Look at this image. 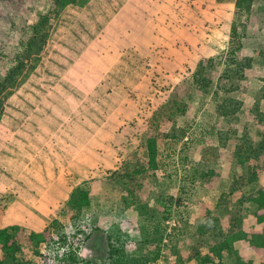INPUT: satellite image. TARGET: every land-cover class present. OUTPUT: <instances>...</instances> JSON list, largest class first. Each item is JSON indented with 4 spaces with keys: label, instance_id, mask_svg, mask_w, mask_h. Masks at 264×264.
<instances>
[{
    "label": "rangeland",
    "instance_id": "374dc122",
    "mask_svg": "<svg viewBox=\"0 0 264 264\" xmlns=\"http://www.w3.org/2000/svg\"><path fill=\"white\" fill-rule=\"evenodd\" d=\"M91 1L83 7L70 5L57 21L51 20L41 62L8 98L0 122V228L19 225L28 235L35 230L18 223L41 215L34 197L53 186L62 199L51 205L49 216L65 226L66 243L56 241L60 236L54 233V242L41 255L23 244L20 262L109 263L104 225L124 231L130 248L122 251L129 255L149 259L159 248L154 264H187L190 247L215 242L216 234L202 231L208 212L214 229L226 228L235 213L245 231L259 229L252 215L256 206L246 200L264 187V149L242 170L254 168L256 179L231 196L233 171L225 157L239 140L249 138L258 149L264 137L258 115L264 114V0L253 1L251 14L237 11L236 0H143V12L149 14L153 5L157 15L144 44L138 41L143 31L124 30V0ZM51 6L52 0H0V77L26 39L21 29L36 23ZM88 20L92 27L86 26ZM233 23L243 25H238L235 60L253 59L240 79L233 75L240 64L225 61ZM201 64L210 71L208 88L195 77ZM232 87L229 97L241 108L222 115L218 108ZM183 103L187 113L162 116L158 126L152 124L157 111L163 108L173 116ZM152 137L156 171L138 191L144 213L123 208L121 194L129 187L121 175L123 165L146 159L145 142ZM209 168L217 172L215 187L200 176ZM77 185L88 189L91 202L76 228H70L68 216L60 212L65 195ZM74 247L78 257L68 262L65 249ZM235 247L243 258L259 264L260 256L249 250L246 240ZM222 263L232 264L233 258L225 256Z\"/></svg>",
    "mask_w": 264,
    "mask_h": 264
},
{
    "label": "trees",
    "instance_id": "16d2710c",
    "mask_svg": "<svg viewBox=\"0 0 264 264\" xmlns=\"http://www.w3.org/2000/svg\"><path fill=\"white\" fill-rule=\"evenodd\" d=\"M89 1L90 0H52V6L46 14L41 15L36 23L24 26L23 29H21L25 30L24 35L22 36L26 37V39L20 41L19 47L14 51L15 53L11 66L6 68L4 74L0 77V122L8 98H10V96H12L22 84L27 81L41 62L42 53L48 39L51 37V30H53V26H51L50 23L51 20L57 21L68 6L74 5L83 7ZM253 1L254 0H236L235 8L237 11L245 13L249 12L251 14ZM238 25L243 28V25L240 23H233L230 27L231 46L225 61L229 65L232 63L240 64L237 69L235 68L233 70V75L240 79L243 78V75H241V72L244 70L243 68L250 67L253 59L251 56H245L238 62L235 60L236 53L240 49ZM209 74L210 71L206 68V65H199V68L195 72V77H199L197 82L203 83L206 88H208L210 81ZM206 88L204 87V89ZM233 90L234 87H232V89L228 88L226 90L227 92H224V94H226V100L218 108V113L227 115L231 112L236 113L241 108L240 103H234L233 98L229 97V94ZM260 93L261 98H264V85ZM186 106L187 105L183 103L182 106L176 108L175 110L180 111V113L175 111L173 116L172 112L169 115V113L163 112L162 108L157 111L158 113L153 115L152 124L158 126L157 121H159L162 116L168 119H173L175 116H181L182 114L187 113ZM256 109L258 110V107H256ZM258 115L264 122V114L258 113ZM239 143L241 145L239 144L232 148V150L226 152L227 154L225 157L227 161L230 162L231 171H233V175L231 176L233 181V191L229 194L230 196L237 194L238 192L240 193L241 187L256 179L254 168L249 171L247 169L244 173H242V170L244 166L246 167L249 165L248 162L251 158L256 157L258 154L257 152L260 153L263 151L264 137H262L257 144L258 149L256 147L253 148V142L252 140H249V138L245 140L241 139L239 140ZM223 144L224 143H221V147L226 149L227 146H224ZM145 148L146 159L144 158L140 163L126 161L123 165L121 175L129 185L128 189L124 190L121 194V204H119V206L123 208L140 211H143L146 208V204L141 200L138 191L141 189L142 185H144L143 181H146V179L152 176L156 171V139L153 137L147 138ZM205 160L208 161V159ZM246 175H250V177H246ZM200 176L205 185L215 187L217 172L214 168H209L207 172H201ZM246 201L255 204L256 208L252 212V215L256 223L260 225V228H251L249 231H245L242 226L240 215L235 213L228 221L226 228L218 226L215 230L211 225V223L214 222V218L212 214L208 212L202 231L204 234H216L217 240L207 247L201 245H197L193 248L190 247L191 252H189L186 257L187 264H223L222 259L225 256L233 258L232 264H255L252 260L243 258L239 255L235 244L240 240H246L248 242L249 250L260 256L259 264H264V187L256 189L251 196L247 197ZM89 205V191L87 188L85 189L82 185H79L70 193L68 200L60 212V216H68L69 227L76 228V225L80 222L83 209ZM112 220H114V217ZM120 225H126L125 218L122 219ZM64 228L65 226L63 223L59 224L57 218L52 219L42 232L30 231L28 235L25 234L24 227L19 225H8L0 228V252L2 253L0 255V264H22L18 257L21 252V245L23 244L29 247L31 246L35 254L41 255L43 249L54 242V233L60 236L56 239L54 238L56 241H59L60 244L66 243L67 235L64 236ZM103 229V233L106 236L108 247L110 249L109 263L104 264H149V262L154 263L158 260L160 256L159 248L156 249L154 255L149 259L146 256L138 257L137 255H129L127 252L122 251V249L128 250L130 248V245L124 239V231H118L116 225H114L113 228L109 225H104ZM121 236L122 238H120ZM161 238L160 235V238L158 239L159 242L162 241ZM73 246L77 248L79 244L76 243ZM72 250L73 249H70V252L64 253L65 259L68 262H75L78 257V255Z\"/></svg>",
    "mask_w": 264,
    "mask_h": 264
},
{
    "label": "crops",
    "instance_id": "0c3cea01",
    "mask_svg": "<svg viewBox=\"0 0 264 264\" xmlns=\"http://www.w3.org/2000/svg\"><path fill=\"white\" fill-rule=\"evenodd\" d=\"M93 1L94 0H92L90 2V4ZM96 1L98 2L99 0H96ZM144 1H148V0H144ZM149 1H158V0H149ZM159 1H163V0H159ZM144 5H145V3H144ZM146 5H145V7H146ZM124 6L126 8L125 9V16L128 17L126 20H124V24H123L124 30L126 32L143 31V38L141 37L138 41L142 42V40H143V44L145 42H149L150 39L149 40H146V39L148 38V35H150V37H151V32L153 30V28L150 27V25L154 21L155 22L157 21V20H155L157 17V15L155 13V9L152 8L153 5H152V7H149V12H150L149 14L143 12V0H124ZM95 20L99 21L98 18H95ZM85 24L87 27H92L90 20H88L87 23H85ZM95 26H96V23H95ZM77 186H79V185H77ZM72 190L73 189H70L68 191V193L65 195L64 199L66 201L68 200L69 195L72 192ZM59 193H60V191L57 188L52 186V187H49L47 193H45L44 195H42L40 197H37V196L34 197L33 204L35 205V209H39L41 211V215H40L41 217L33 214V216H30L28 219L23 218L21 221H19L18 224L24 225L26 227L30 226L31 228H33V230H35L34 232L42 231L46 227V224L48 223V221H46L47 223L45 222V219L48 218L47 220H51V217L49 216L50 215L49 209H50L51 205L54 206L59 202L60 198L57 196ZM47 197H48V199H47ZM60 200H62V199H60ZM90 202H91V200H90ZM40 211H39V213H40Z\"/></svg>",
    "mask_w": 264,
    "mask_h": 264
},
{
    "label": "built area",
    "instance_id": "2783aa9c",
    "mask_svg": "<svg viewBox=\"0 0 264 264\" xmlns=\"http://www.w3.org/2000/svg\"><path fill=\"white\" fill-rule=\"evenodd\" d=\"M78 249H75V248H73V252L75 253V254H77L78 255V251H77ZM65 252H70V248L69 249H65ZM80 255H82L81 253H80ZM151 264H154V263H151Z\"/></svg>",
    "mask_w": 264,
    "mask_h": 264
}]
</instances>
